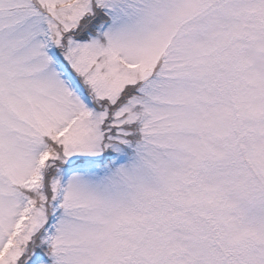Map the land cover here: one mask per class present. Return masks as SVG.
I'll return each instance as SVG.
<instances>
[{"label":"snow or ice","instance_id":"1","mask_svg":"<svg viewBox=\"0 0 264 264\" xmlns=\"http://www.w3.org/2000/svg\"><path fill=\"white\" fill-rule=\"evenodd\" d=\"M0 264H264V0H0Z\"/></svg>","mask_w":264,"mask_h":264}]
</instances>
